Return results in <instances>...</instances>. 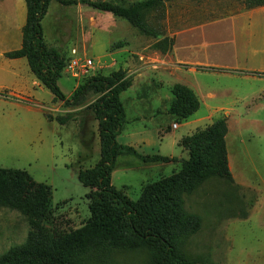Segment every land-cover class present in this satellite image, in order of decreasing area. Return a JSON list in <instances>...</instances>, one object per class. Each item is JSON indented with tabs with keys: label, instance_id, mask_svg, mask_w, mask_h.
<instances>
[{
	"label": "rangeland",
	"instance_id": "rangeland-1",
	"mask_svg": "<svg viewBox=\"0 0 264 264\" xmlns=\"http://www.w3.org/2000/svg\"><path fill=\"white\" fill-rule=\"evenodd\" d=\"M108 1L130 5L142 0ZM25 17L23 0H0V86H5L0 88V168L26 171L50 186L51 219L45 226L67 232L90 217L89 189L77 176L100 158L90 108L95 97L81 106H66L52 99L25 59L15 62L3 56L18 48ZM263 17L264 6L246 9L236 0H173L146 16L157 37L82 5L52 2L42 20L46 44L68 58L57 83L65 97L92 77L122 71L130 87L120 94L125 123L118 143L142 156L174 159L145 163L134 155L116 158L111 184L129 199L137 200L145 185L181 169L188 153L179 140L225 118L231 174L240 184L214 177L183 196L184 208L201 219V226L182 250L199 264H264ZM164 39L166 51L156 48ZM72 51L77 67L71 70ZM84 58L91 61L85 72L79 68ZM176 84L200 98L199 109L178 123L168 112ZM206 114L205 121L192 122ZM65 115L71 119L63 126L47 118ZM29 231L25 215L0 207V255L23 245ZM150 262L146 251L119 250L91 253L83 264Z\"/></svg>",
	"mask_w": 264,
	"mask_h": 264
},
{
	"label": "trees",
	"instance_id": "trees-1",
	"mask_svg": "<svg viewBox=\"0 0 264 264\" xmlns=\"http://www.w3.org/2000/svg\"><path fill=\"white\" fill-rule=\"evenodd\" d=\"M26 6L25 24L21 27V47L3 54L7 59L24 58L34 78L43 85L53 100L66 106H81L95 97L90 108L98 126L100 158L93 167L79 170L78 181L86 195L90 217L78 229L59 231L45 223L51 219V188L36 182L22 170L0 168V207L20 211L28 218L30 231L25 243L0 255V264H83L86 256L108 251H146L150 264H199L185 255V242L196 234L201 219L186 211L183 196L193 192L210 178L234 184L228 165L225 118L214 120L206 128L184 137L180 146L188 158L181 169L169 177L149 183L140 197L133 201L111 184L116 158L134 155L145 163H169L173 158L158 155L142 156L133 147L118 143L125 123V111L120 94L130 85L124 74L96 76L78 85L67 99L58 87L68 58L50 47L44 40L42 20L52 2L61 6L82 5L123 19L140 33L157 37L146 16L173 0H142L122 5L108 0H23ZM246 9L264 6V0H236ZM166 39L156 48L166 51ZM169 114L176 123L184 122L200 107L195 93L176 84L171 89ZM65 125L70 115L47 116Z\"/></svg>",
	"mask_w": 264,
	"mask_h": 264
},
{
	"label": "crops",
	"instance_id": "crops-1",
	"mask_svg": "<svg viewBox=\"0 0 264 264\" xmlns=\"http://www.w3.org/2000/svg\"><path fill=\"white\" fill-rule=\"evenodd\" d=\"M263 19V20H262ZM261 20L262 21H264V17L263 18H261ZM18 41H17V44H18V48L16 49V50H18V49H20V47H21V38L20 37H18ZM11 51H15V50H11ZM6 52H9V51H4V52H2V54H4V53H6ZM22 59H24V58H20V59H9V60H12V61H15V62H17V61H19V60H22ZM261 60H262V62H263V64H264V58L263 57H261ZM26 61V60H25ZM27 63V62H26ZM5 86H0V88H3V89H5L4 88ZM191 89V88H190ZM194 93H195V91H194ZM195 95H196V93H195ZM197 96V95H196ZM206 96H209V98H212V95L210 94V93H207L206 94ZM5 98V97H4ZM197 98H198V96H197ZM198 100H200V98H198ZM199 102V101H198ZM200 103V102H199ZM260 108H264V104L262 103L261 104V106H260ZM222 109V108H221ZM227 116H229L230 114L228 113V112H226L225 113ZM209 118V116H208V114H206V116H201V117H196L192 122H194V123H198V122H203V121H205L206 119H208ZM252 119H254V120H256V118H252ZM184 125H189L190 124V122H185V123H183ZM121 132H122V130H121ZM227 133H228V129H227ZM121 135V134H120ZM226 137H227V135H226ZM118 139V138H117ZM226 139V138H225ZM179 142H180V140H179ZM228 150V149H227ZM227 154H228V151H227ZM170 158H173V157H170ZM228 165H229V169H230V172L232 173V166H231V164H230V162H229V156H228ZM230 173V174H231ZM232 175V178H233V180H234V182L237 184V185H239L240 183H238L237 181H236V178L234 177V175L233 174H231ZM241 186V185H240Z\"/></svg>",
	"mask_w": 264,
	"mask_h": 264
},
{
	"label": "built area",
	"instance_id": "built-area-1",
	"mask_svg": "<svg viewBox=\"0 0 264 264\" xmlns=\"http://www.w3.org/2000/svg\"><path fill=\"white\" fill-rule=\"evenodd\" d=\"M76 57L77 56L75 55V51H72V58H74V59H71L68 63L69 64L68 68L71 70L74 69L75 67H77V61L75 60ZM90 64H91L90 59L84 58V61H83V63L80 64L79 68H81L83 70V72H85V71H87V69H89L91 67ZM174 127H176V125H174Z\"/></svg>",
	"mask_w": 264,
	"mask_h": 264
}]
</instances>
